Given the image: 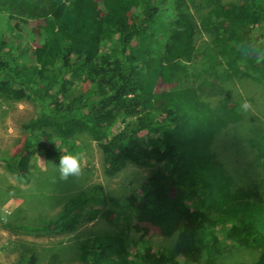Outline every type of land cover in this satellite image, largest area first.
<instances>
[{"label": "trees", "instance_id": "16d2710c", "mask_svg": "<svg viewBox=\"0 0 264 264\" xmlns=\"http://www.w3.org/2000/svg\"><path fill=\"white\" fill-rule=\"evenodd\" d=\"M254 7L260 9L258 2L0 0V93L36 105L17 149L0 157L7 170L27 180L39 153L58 168L64 153L79 157L67 136L83 132L99 148L106 177L129 162L154 167L123 195L95 183L65 198L43 223L0 220V226L36 235L70 232L86 220L85 208L100 207L122 230L79 240L81 264H217L226 242L256 251L235 264H264V198L253 189L230 197L235 181L211 148L219 131L241 118L239 99L222 101L238 66L264 83V33L250 26ZM14 18L36 38L34 55H25ZM197 29L208 36L202 51ZM255 133V161L264 165V133ZM142 224L174 235L173 246L151 249L123 234ZM36 261L24 251L12 264Z\"/></svg>", "mask_w": 264, "mask_h": 264}, {"label": "rangeland", "instance_id": "374dc122", "mask_svg": "<svg viewBox=\"0 0 264 264\" xmlns=\"http://www.w3.org/2000/svg\"><path fill=\"white\" fill-rule=\"evenodd\" d=\"M220 1L222 4H234L235 7L258 2L260 9L254 7L250 26L254 34L264 33V0ZM186 9L195 16L198 15L189 2H187ZM199 13L204 15L206 9L200 10ZM15 19L11 21L17 40L18 37H22L21 43H24L25 55L29 53L34 55L36 38L30 35L28 29L27 31L22 30ZM207 41V34L197 29L196 48L202 51ZM192 71L191 67L189 73ZM246 72L248 70L244 64L238 66L236 75L227 84L225 97L221 98L222 101L229 99L226 96L239 99L241 118L234 124H227L221 129L215 136L211 148L235 181L233 190L228 191L232 193L230 197L234 196L233 193L235 194L237 189H253L264 198V165L255 161L254 140L252 139V136L257 137L255 131L264 133V83L258 75ZM88 85V82H84L79 88L82 90ZM218 99L219 96L211 98V104L216 103ZM244 101L250 105L247 109L242 107ZM35 110L36 105L30 100H14L0 93V157L17 149L23 136L22 124L33 116ZM67 140L79 148L81 173L78 176L61 179L58 168L51 165L40 153L31 158L30 177L27 180L14 177L0 161V220L9 221L12 224L43 223L61 210L65 198L73 196L92 184H100L104 190L113 195H123L126 191L136 188L154 168L129 162L115 175L106 177L102 173L103 163L100 150L88 133L69 134ZM46 142L54 147L62 146L59 140L52 138H46ZM100 210V207L85 208L82 217L86 220L76 230L70 232H49L36 235L0 226V264H12L24 251L34 252L37 257L36 264H81L76 253L79 240L95 231L117 232L122 230V224L112 220L113 215L106 220ZM87 216L90 219H87ZM123 234L145 242L151 249L172 247L175 237L174 235L167 237L160 235L157 228L150 224L134 227L132 232L123 230ZM255 255L256 251L243 244L234 247L226 242L223 255L217 264H235L237 260L249 262Z\"/></svg>", "mask_w": 264, "mask_h": 264}, {"label": "clouds", "instance_id": "9594fccd", "mask_svg": "<svg viewBox=\"0 0 264 264\" xmlns=\"http://www.w3.org/2000/svg\"><path fill=\"white\" fill-rule=\"evenodd\" d=\"M242 107H250L247 101L242 103ZM58 172L61 179H67L70 176H78L81 173V162L78 156L71 152H66L59 158Z\"/></svg>", "mask_w": 264, "mask_h": 264}]
</instances>
